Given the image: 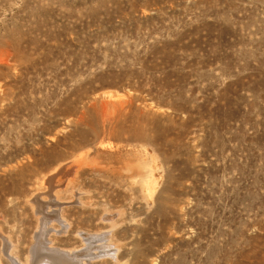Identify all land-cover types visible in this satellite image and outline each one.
I'll return each mask as SVG.
<instances>
[{"label": "rangeland", "instance_id": "rangeland-1", "mask_svg": "<svg viewBox=\"0 0 264 264\" xmlns=\"http://www.w3.org/2000/svg\"><path fill=\"white\" fill-rule=\"evenodd\" d=\"M35 196L85 264H264V0H0V264Z\"/></svg>", "mask_w": 264, "mask_h": 264}, {"label": "bare ground", "instance_id": "bare-ground-1", "mask_svg": "<svg viewBox=\"0 0 264 264\" xmlns=\"http://www.w3.org/2000/svg\"><path fill=\"white\" fill-rule=\"evenodd\" d=\"M33 201H34L33 206L35 205V208L39 212V214H38L39 215V223H38V227L35 230V233L33 236V243L31 244V246L27 250L26 261L24 263H20L14 257L13 253L11 252L12 241L10 242V240L8 238L3 240L4 247H5L4 252L8 256V258L10 259L11 264H85V262L78 259L74 253L59 250L57 248V246H55V244H53V242L51 240L47 239V237H46L47 226H48L46 219L49 218L51 222H54L55 219H57L59 221H62L63 219L65 220V218L59 213V209L56 211V214L54 216H50V215L47 216L46 212L44 210V204L39 199V196H35ZM0 235H4L1 232V230H0ZM87 241H89V240L87 239ZM90 250H92V248H90ZM90 250H89V246H88L86 251H90Z\"/></svg>", "mask_w": 264, "mask_h": 264}]
</instances>
